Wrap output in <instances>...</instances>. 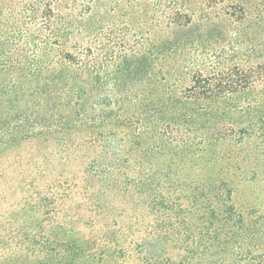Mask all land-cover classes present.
I'll return each instance as SVG.
<instances>
[{"label":"trees","instance_id":"16d2710c","mask_svg":"<svg viewBox=\"0 0 264 264\" xmlns=\"http://www.w3.org/2000/svg\"><path fill=\"white\" fill-rule=\"evenodd\" d=\"M226 1L0 0V186L42 197L45 264H264V212L237 202L222 167L236 136L204 125L210 105L264 75L195 64L174 74L190 32ZM255 12L264 17V0H233L222 19ZM138 58L141 105L123 88ZM252 124L245 138L264 131Z\"/></svg>","mask_w":264,"mask_h":264},{"label":"rangeland","instance_id":"374dc122","mask_svg":"<svg viewBox=\"0 0 264 264\" xmlns=\"http://www.w3.org/2000/svg\"><path fill=\"white\" fill-rule=\"evenodd\" d=\"M232 1L223 2L219 7H211L212 22L207 27L197 26L190 32L191 43L188 45L187 57L177 58L174 62V74L183 76V67L195 64V67L200 69L239 67L246 72L253 71L255 74L264 75V17L255 12L247 21H223L222 13ZM204 8H207V5H204ZM233 11L240 16L238 8ZM202 28L208 31L204 32ZM130 70L131 75H126L123 88L128 91L129 98L137 96L136 101L141 105L146 76L142 60L133 59ZM108 73V83L110 88H113L116 69L111 67ZM175 87L174 89H177ZM249 105L257 107L247 108ZM234 108H241L236 117L230 112ZM207 110L208 120L204 125L208 135L213 136L224 129L236 136L238 141L226 143L221 147V153L226 156L222 167L230 172L226 179H237L234 183L237 202L249 203L264 212V136H261L264 131L260 130L258 135L245 138L247 135L245 136L244 132L247 131L243 130L255 122L260 123L259 126L264 130V79L249 91L239 93L231 100L214 102ZM243 137L245 145L242 146L239 141H242ZM249 154L252 159L248 162L246 157ZM228 156L232 159H228ZM236 156L238 157L235 158ZM235 162L244 169L243 176L234 178L233 175L239 173L233 166ZM253 172L257 173L255 179L243 180L245 176H252ZM47 212L42 197L33 191L24 192L17 184L13 187L0 186V264H45V250L50 238Z\"/></svg>","mask_w":264,"mask_h":264}]
</instances>
